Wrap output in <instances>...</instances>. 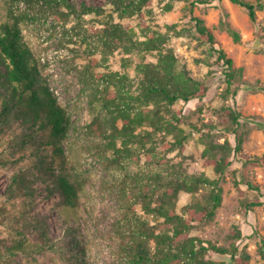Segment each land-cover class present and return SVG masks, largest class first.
<instances>
[{
	"label": "rangeland",
	"instance_id": "obj_1",
	"mask_svg": "<svg viewBox=\"0 0 264 264\" xmlns=\"http://www.w3.org/2000/svg\"><path fill=\"white\" fill-rule=\"evenodd\" d=\"M124 1V6L129 5V0ZM133 1L129 13L124 14L120 0H69L70 13L66 6L58 9L45 0H0V34L2 25L14 21L12 12L23 17V40L33 52L42 77L71 116L72 130L63 147L84 186L79 215L65 216L62 197L46 173L51 155L44 160L46 154L38 158L13 144L25 129L20 122L0 134V251L7 253L21 239L22 232L34 242L37 233L31 226L33 218L41 219L58 249L39 254L19 252L9 257L7 253V262L2 259L0 264H125L118 226L126 213L134 223L141 218L150 221L151 226L157 225L158 231L165 227L163 219L158 222L145 215L138 189L145 188L149 177L158 173L168 179L183 175L217 177L214 167L205 164L203 153L207 145L225 141L232 145L234 164L223 184L222 206L213 219L191 220L189 237L227 250L205 254V259L215 264H264V166L245 161L264 157V8L254 24L247 11L231 0H210L207 4L200 0ZM195 17L213 29L220 47L233 59L232 86L211 45L198 34ZM112 19L132 32L133 41L160 37L156 39L160 49L147 50L143 45L106 47L102 30ZM229 29L239 33V41ZM170 53L178 74L209 87L203 99L180 100L163 113L179 119L178 125L187 138L180 149L171 151L169 142H174V136L159 132L148 141L145 133L152 128L146 125L137 130L142 137L134 145L135 153L122 157L114 166L106 139L93 136L88 129L94 122L104 125L111 121L98 101L103 87L100 77L116 75L129 103V94L137 97L141 93V67L158 65ZM115 87L112 84L110 88L115 91ZM136 103L131 106L138 107ZM231 109L241 114L240 127L233 123ZM123 123L118 120V127ZM237 127L244 138L240 152L235 151L233 131ZM20 171L31 176L34 198L11 194L12 178ZM209 192L208 187L195 195L182 192L177 212L186 214V206L197 199L205 204ZM257 199L261 205L248 207ZM236 247L239 251L234 259L232 251Z\"/></svg>",
	"mask_w": 264,
	"mask_h": 264
},
{
	"label": "trees",
	"instance_id": "obj_2",
	"mask_svg": "<svg viewBox=\"0 0 264 264\" xmlns=\"http://www.w3.org/2000/svg\"><path fill=\"white\" fill-rule=\"evenodd\" d=\"M20 0H12L16 2ZM33 1V0H26ZM210 0H200L199 3L207 4ZM234 4L245 9L250 20L257 24L259 21L258 12L264 8V2H250L246 0H231ZM124 6L126 1L120 0L122 13H129L128 10L133 4ZM50 6H66L70 13L71 5L69 0H45ZM12 12L14 21L2 25L0 34V134L8 131L12 124L20 122L25 129L20 136L15 137L13 144H17L20 151H32L35 157L44 160L51 155L47 161L46 173L53 178L55 185L62 197L63 212L65 216H78L81 205V195L84 190L80 177L70 165L66 155L63 142L68 139L72 130V119L67 109L60 103L58 95L50 88L42 77V72L37 64L33 52L23 40V32L20 27V19ZM198 34L210 45L212 52L217 56L220 64L228 78V84L232 86L233 64L232 58L220 47L216 40L214 31L198 17L194 18ZM235 41H239V33L229 29ZM158 34V33H156ZM160 36V35H159ZM154 35L146 41H133L132 32L125 31L120 24L114 23L113 19L108 20L102 30V39L106 47L123 46L124 48L144 46L147 50L160 49L156 44ZM164 44L165 39H162ZM118 42V43H116ZM173 54H167L159 61L158 65H144L140 70L144 73L139 86L141 93L137 97L129 94L128 100L122 94L116 75H101L100 80L103 87L99 89L100 105L108 112L110 122L101 124L94 122L89 125L90 133L95 137L106 139L107 148L113 153L110 162L116 166L122 157L135 153L134 145L142 137L137 130L146 125L151 126L152 131H146L150 141L154 135L164 132L173 135L174 142H169V150L180 149L185 140V131L178 125L177 118H169L163 113L170 111L178 101L190 102L194 99H203L209 87L203 81H196L185 78L175 70ZM114 79V82H113ZM114 84L117 90L110 87ZM124 101V103H123ZM132 102H137L138 107H132ZM152 109L145 111L144 109ZM233 123L240 127L239 118L241 114L230 110ZM123 120L121 128L117 121ZM177 121L176 123L172 121ZM264 126V124H262ZM238 127L233 131L236 135V152L242 150L244 138L238 132ZM120 141V144H119ZM145 146V145H144ZM230 141L222 144L211 143L207 145L203 156L205 164L214 167L217 174L215 178L202 176L183 175L182 178H164L161 174L150 176L145 188L138 189L137 197L142 204L145 215L153 217L156 221L163 219L165 227L158 231L157 225L151 226L150 221L141 218L132 221L126 213L118 226V234L122 244L120 247L121 257L125 264H215L205 259L208 251L226 253L227 250L216 247L209 243L204 245L203 241L196 237H189L192 228L191 220L213 219L217 210L222 206L226 175L234 164L231 158ZM43 161V160H42ZM246 162L264 166V157L246 158ZM10 192L14 197L26 196L34 198L35 188L31 176L24 171L15 173L12 178ZM138 179H136L137 181ZM203 187L210 189L209 196L204 204L200 200L186 206L187 215L177 212V200L182 192L197 194ZM250 187L254 188L252 185ZM260 191V188H254ZM127 194V192H124ZM262 201L257 199L248 207L261 205ZM130 209V208H128ZM4 211V210H3ZM191 218V219H190ZM157 222V223H158ZM31 226L37 233L34 242L20 234L19 241L8 248V257L17 255L19 252L26 254H39L43 250H55L56 244L52 243L48 231L41 219H31ZM239 248L232 251V257L237 258ZM6 252L0 251V260L7 262ZM264 257V246L262 248Z\"/></svg>",
	"mask_w": 264,
	"mask_h": 264
}]
</instances>
